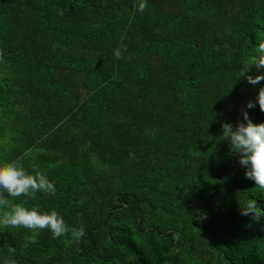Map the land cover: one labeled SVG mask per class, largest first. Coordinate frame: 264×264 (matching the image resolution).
Wrapping results in <instances>:
<instances>
[{
	"label": "trees",
	"instance_id": "obj_1",
	"mask_svg": "<svg viewBox=\"0 0 264 264\" xmlns=\"http://www.w3.org/2000/svg\"><path fill=\"white\" fill-rule=\"evenodd\" d=\"M136 6L0 0V165L56 188L9 199L85 228L35 244L0 228V264H264V188L220 137L241 109L264 123V80L240 76L264 42V0ZM249 200L256 216L241 215Z\"/></svg>",
	"mask_w": 264,
	"mask_h": 264
},
{
	"label": "clouds",
	"instance_id": "obj_2",
	"mask_svg": "<svg viewBox=\"0 0 264 264\" xmlns=\"http://www.w3.org/2000/svg\"><path fill=\"white\" fill-rule=\"evenodd\" d=\"M137 10L143 13L147 8V0H137ZM126 51V47L124 49ZM258 58H254L257 69L264 67V42L258 45ZM117 60L122 58L121 49L113 50ZM251 66L245 64L240 69V76L255 85L264 76L253 77L248 75ZM257 102L261 112H264V88L259 90ZM253 102L246 105L247 109L255 108ZM243 122H237L235 126L231 123L221 125L223 141L230 142L232 152L239 154V164L246 169L245 177L255 181L257 187L264 188V123L253 124L245 109H241ZM44 193L49 196L56 195V188L53 182L49 181L47 174L33 169L30 174L18 161H12L0 165V228H25L33 235L31 243L37 242L39 232L48 229L53 234V238L66 236L70 233L71 238L79 241L85 235V228L81 224L78 228L69 226L56 210L49 212H39L37 208H28L19 203H14L9 197L15 199L21 196L34 198V193ZM7 194V195H5ZM257 205L255 200H249L246 207L241 208V215L256 216ZM9 253H14L15 249L8 247ZM3 264H16L15 259L5 258Z\"/></svg>",
	"mask_w": 264,
	"mask_h": 264
}]
</instances>
